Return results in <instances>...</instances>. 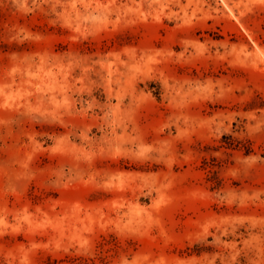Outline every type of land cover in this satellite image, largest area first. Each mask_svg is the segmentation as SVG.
Returning <instances> with one entry per match:
<instances>
[{
    "label": "rangeland",
    "instance_id": "obj_1",
    "mask_svg": "<svg viewBox=\"0 0 264 264\" xmlns=\"http://www.w3.org/2000/svg\"><path fill=\"white\" fill-rule=\"evenodd\" d=\"M0 264H264V0H0Z\"/></svg>",
    "mask_w": 264,
    "mask_h": 264
}]
</instances>
